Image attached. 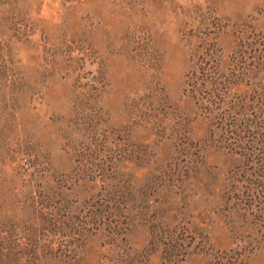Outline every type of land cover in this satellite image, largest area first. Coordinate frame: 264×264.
I'll return each mask as SVG.
<instances>
[{
    "label": "rangeland",
    "instance_id": "1",
    "mask_svg": "<svg viewBox=\"0 0 264 264\" xmlns=\"http://www.w3.org/2000/svg\"><path fill=\"white\" fill-rule=\"evenodd\" d=\"M0 264H264V0H0Z\"/></svg>",
    "mask_w": 264,
    "mask_h": 264
}]
</instances>
